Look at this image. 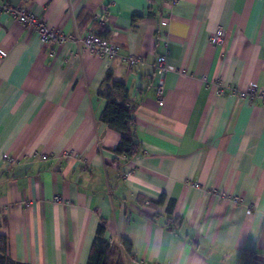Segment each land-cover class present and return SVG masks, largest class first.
<instances>
[{
  "label": "crops",
  "instance_id": "0c3cea01",
  "mask_svg": "<svg viewBox=\"0 0 264 264\" xmlns=\"http://www.w3.org/2000/svg\"><path fill=\"white\" fill-rule=\"evenodd\" d=\"M0 4L65 37L97 32L101 11L120 47L108 59L45 43L0 13V236L12 260L87 264L103 220L107 241L130 244L125 264H264V0ZM108 70L135 106L130 160L100 120Z\"/></svg>",
  "mask_w": 264,
  "mask_h": 264
},
{
  "label": "trees",
  "instance_id": "16d2710c",
  "mask_svg": "<svg viewBox=\"0 0 264 264\" xmlns=\"http://www.w3.org/2000/svg\"><path fill=\"white\" fill-rule=\"evenodd\" d=\"M91 17L89 18L91 19ZM85 23L80 27H83ZM92 25L100 27L95 22ZM97 30L99 32L95 33L100 38H108V32L104 30L103 26ZM98 94L105 99V106L100 116L101 122L120 135V141L113 152L118 156H124L127 160L140 156L141 145L138 142L134 125L135 106L129 100L126 86L122 82L114 81L110 70H108ZM172 205L173 202H171ZM179 221L181 222L178 218H174V220L168 218L167 226L170 229H175V225H179ZM127 253L132 254L128 241L121 239L119 245H114L105 239V224L101 220L96 229L87 264H125L124 255ZM0 264H27L11 259L6 239L3 236H0Z\"/></svg>",
  "mask_w": 264,
  "mask_h": 264
},
{
  "label": "built area",
  "instance_id": "2783aa9c",
  "mask_svg": "<svg viewBox=\"0 0 264 264\" xmlns=\"http://www.w3.org/2000/svg\"><path fill=\"white\" fill-rule=\"evenodd\" d=\"M0 9L4 12L10 14L14 19H16L21 25L33 29L39 36L41 37L42 41L45 43H53L56 40L65 41V40H71L75 41L79 39L80 41H83V48L94 54V55H100L103 57H106L108 59L115 58L119 53V45L116 42V40L113 38L114 36L111 35V37H108L106 39L100 38L91 28L85 27L81 32L80 35L72 34L67 37H64V35L54 31L50 30L48 27L45 26V24L29 9L26 7H18L13 6L9 4H1ZM91 22L97 23L99 26H103L104 22L101 16V11H96L91 17ZM90 25V24H89ZM79 34V33H78ZM80 36V37H79ZM221 32L218 31L215 36L211 39L213 43L221 42ZM160 63H163V57L159 59ZM129 63L135 64L134 60H130ZM159 73H163L164 67L157 68ZM158 96H161V86L157 89ZM262 93L257 91L255 87H250L247 89L244 93H241V96L247 97L249 100H253L257 96H261ZM5 160H7V157H3ZM10 162H13L12 159H10ZM8 164V163H7ZM55 200H60V198L56 197Z\"/></svg>",
  "mask_w": 264,
  "mask_h": 264
},
{
  "label": "rangeland",
  "instance_id": "374dc122",
  "mask_svg": "<svg viewBox=\"0 0 264 264\" xmlns=\"http://www.w3.org/2000/svg\"><path fill=\"white\" fill-rule=\"evenodd\" d=\"M1 5V4H0ZM0 13H6V12H4L3 10H1L0 9ZM6 14H8V13H6ZM10 15V14H9ZM77 35H80V33L79 34H76V36ZM65 37V36H64ZM80 37V36H79ZM69 40V39H68ZM77 41V43H80L81 45L83 44V41H80L79 39H77L76 40ZM63 42H65V41H60V40H56V41H54V43H63ZM75 42V41H74ZM4 157V156H3ZM11 158L9 157V158H7V162L6 163H8V164H12V162H10L11 160H10ZM5 160V159H4Z\"/></svg>",
  "mask_w": 264,
  "mask_h": 264
}]
</instances>
